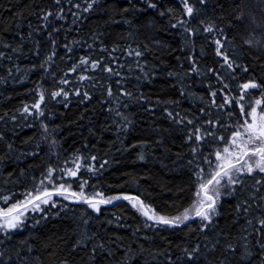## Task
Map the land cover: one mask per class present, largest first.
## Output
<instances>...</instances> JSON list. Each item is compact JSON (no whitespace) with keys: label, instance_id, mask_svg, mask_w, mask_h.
I'll list each match as a JSON object with an SVG mask.
<instances>
[{"label":"trees","instance_id":"1","mask_svg":"<svg viewBox=\"0 0 264 264\" xmlns=\"http://www.w3.org/2000/svg\"><path fill=\"white\" fill-rule=\"evenodd\" d=\"M262 119L264 0H0V264H264Z\"/></svg>","mask_w":264,"mask_h":264},{"label":"rangeland","instance_id":"2","mask_svg":"<svg viewBox=\"0 0 264 264\" xmlns=\"http://www.w3.org/2000/svg\"><path fill=\"white\" fill-rule=\"evenodd\" d=\"M264 119H262V121H263ZM263 124V125H262ZM261 124V126H262V128H261V131H259L258 130V132L259 133H261V132H263L262 134H259L258 133V135H259V137H260V140H262L263 142H264V138H263V136H264V121H263V123ZM255 152V151H254ZM243 153H244V151L242 152H240V154L239 155H241V156H243ZM256 153V152H255ZM239 155L237 156L238 157V159H239ZM256 155H258V154H256ZM255 155V159L256 160H258V162L260 163H262V165H264V154H262V153H260L258 156H256ZM240 156V157H241ZM247 157V160H246V163H248L251 159H254V156H253V154H251V155H249V154H245V156H244V158H246ZM237 161H239V160H234L233 161V163H231V164H234V163H236ZM232 162V161H231ZM228 163H230V161L229 162H227V164ZM225 165V164H224ZM249 166V165H248ZM237 167V166H236ZM245 166H243V168H244ZM240 171H242V168L240 169ZM218 179V178H217ZM216 179V180H217ZM215 180V181H216ZM218 182V185H216L215 183H213L214 184V187L212 188V190L210 191V192H202V190H201V187H200V189H199V193H198V197H197V200L195 201V204L189 209V210H187L185 213H183L181 216H179L178 217V219L176 220L177 222H183V221H186V220H188V219H190V218H192L194 215H196L197 213H199L201 210H202V215H203V218L205 219L206 218V216H207V213L206 212H204L203 210L204 209H207L206 207H208V206H210L211 205V199H212V197L213 196H216L217 197V195H218V193H217V190L219 191L220 190V188L222 189V186L220 185V182L219 181H217ZM204 186V185H203ZM213 200V199H212ZM201 202H205V204H202ZM204 205V206H203ZM198 207H199V209H198ZM216 210V209H215ZM217 211V210H216Z\"/></svg>","mask_w":264,"mask_h":264},{"label":"water","instance_id":"3","mask_svg":"<svg viewBox=\"0 0 264 264\" xmlns=\"http://www.w3.org/2000/svg\"><path fill=\"white\" fill-rule=\"evenodd\" d=\"M231 167H232V166H229L228 168H225L221 173H223V172L226 171L227 169H230ZM221 173H219V174L214 178V180H216L217 177H218ZM214 180L211 181V182H210V183H209V184L203 189V192H206V191L208 190L209 186H211V185L213 184ZM45 196H46V195H43V196H41V197H45ZM39 199H40V198H37V199L33 200L32 202L26 204L23 208L28 207V206L32 205L33 203H36ZM128 199H129V198L119 199L118 201H116V202H115L114 204H112V205H116V204H118V203H120V202L127 201ZM0 217H2V215H0ZM195 217H196V216H194L193 218H191V220L194 219ZM159 223H163V222H159ZM170 224H171V225H174V224H172V223H170Z\"/></svg>","mask_w":264,"mask_h":264},{"label":"flooded vegetation","instance_id":"4","mask_svg":"<svg viewBox=\"0 0 264 264\" xmlns=\"http://www.w3.org/2000/svg\"><path fill=\"white\" fill-rule=\"evenodd\" d=\"M261 149H262V151H261V152H259V154H260V153L264 154V146H263V147H261ZM212 202H213V201H212Z\"/></svg>","mask_w":264,"mask_h":264}]
</instances>
